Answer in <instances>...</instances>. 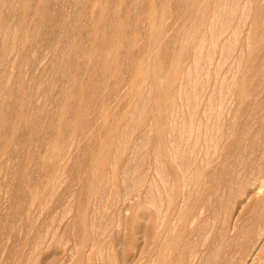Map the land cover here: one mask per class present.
Returning <instances> with one entry per match:
<instances>
[{
  "label": "rangeland",
  "instance_id": "obj_1",
  "mask_svg": "<svg viewBox=\"0 0 264 264\" xmlns=\"http://www.w3.org/2000/svg\"><path fill=\"white\" fill-rule=\"evenodd\" d=\"M232 2L0 0V264H264V0Z\"/></svg>",
  "mask_w": 264,
  "mask_h": 264
},
{
  "label": "bare ground",
  "instance_id": "obj_2",
  "mask_svg": "<svg viewBox=\"0 0 264 264\" xmlns=\"http://www.w3.org/2000/svg\"><path fill=\"white\" fill-rule=\"evenodd\" d=\"M210 1H211V0H210ZM222 1H223V0H222ZM215 3H216V2H215ZM222 3H225V2H221L220 4H222ZM232 3H233V2H232V0H231V4H232ZM236 3H237V1H236ZM218 4H219V3H218ZM220 4H219V5H220ZM216 5H217V4H216ZM220 6H221V5H220ZM227 6H228V5H227ZM227 6H226V7H227ZM235 6H236V5H235ZM243 7H244V6H242V8H243ZM227 8H228V7H227ZM231 8H232V7H231ZM231 8H230V9H231ZM244 8H245V7H244ZM217 9H219V8H217ZM233 9H235V8H233ZM242 10H243V9H242ZM227 11H228V9H227ZM230 12H231V13L234 12V14H235V11H230ZM214 13H215V12H214ZM228 13H229V12H228ZM217 14H218V11H217ZM217 14L215 13L214 15L216 16ZM212 15H213V14H212ZM227 15H228V14H227ZM227 15H226V17H227ZM229 15H230V14H229ZM242 15H243V13H241V16H242ZM244 15H245V14H244ZM211 17H212V16H211ZM228 17L230 18V16H228ZM232 17H233V16H232ZM212 18H213V17H212ZM212 18H210V19L212 20ZM233 19H234V18H233ZM237 19H238V18H237ZM229 20H230V19H228V23H230ZM231 20H232V18H231ZM223 21H224V20H223ZM234 21H235V20H233V22H234ZM236 21H237V20H236ZM228 23H225V24H228ZM210 24H211V23H210ZM233 24H234V23H233ZM237 25H238V24H237ZM221 26H222V25H221ZM238 26H239V25H238ZM233 27H234V26H233ZM212 28H213V26H212ZM238 28H239V27H238ZM208 29H210V28L208 27ZM231 29H232V28H231ZM206 30H207V29H206ZM219 30H220V29H219ZM203 31H204L203 33H205V30H203ZM211 31H212V30H211ZM206 32H207V31H206ZM213 32H214V30H213ZM234 32H235V31H234ZM201 33H202V32H201ZM207 33H208V32H207ZM209 33H210V32H209ZM215 33H216V32H215ZM219 33L221 34L220 31H219ZM223 33H225V31H224ZM211 34H212V33H211ZM211 34H210V35H211ZM220 34H219V35H220ZM213 35H214V34H213ZM213 35H211V36H209V37H212ZM216 35H217V34H216ZM219 35H218V36H219ZM221 35H222V34H221ZM223 36H224V35H223ZM201 37L203 38L204 36H201ZM215 37H217V36H215ZM224 37H225V36H224ZM213 38H214V37H213ZM227 38H229V36H228ZM217 39H218V37H217L215 40H217ZM215 43H216V41H215ZM222 43H223V42H222ZM210 44H211V43H210ZM195 46H196V45H195ZM201 46H202V45H201ZM216 46H217V45H216ZM199 47H200V44H199ZM201 48H202V47L199 48V51L201 50ZM212 48H214V46H213ZM207 51H209V50H207ZM197 52H198V51H197ZM209 52H210V51H209ZM208 55H209V54H208ZM207 57L209 58V56H207ZM210 58H211V56H210ZM230 65H231V62H230ZM230 65H229V67H230ZM195 66H196V65H195ZM230 68H231V67H230ZM230 68H229V69H230ZM229 69H228V70H229ZM175 70H176V69L174 68L173 72H174ZM175 72H177V70H176ZM172 76H173V75H172ZM231 76H232V75H231ZM234 76H235V75H234ZM234 76H233V77H234ZM231 78H232V77H231ZM233 79H235V78H233ZM166 85H167V84H166ZM167 86L169 87V85H167ZM233 86H234V85H233ZM185 88H187V87L185 86ZM238 90H239V88H238ZM236 92H237V91H236ZM239 92H240V91H239ZM240 93H241V92H240ZM233 102H234V101H233ZM263 109H264V108H263ZM258 112H259V111H258ZM261 112H262V111H261ZM262 115H263V113H262ZM262 115H261V116H262ZM234 116H235V115H234ZM257 119H258V118H257ZM263 119H264V118H261V121H262ZM258 121H259V120H258ZM233 123H234V122H233ZM254 123H255V122H254ZM256 123H257V124H255V126H256V125H259L258 122H256ZM248 124H249V123H248ZM249 125H251V124H249ZM253 125H254V124H253ZM260 125H262V124L260 123ZM256 127H257V126H256ZM261 127H262V126H261ZM257 128H259V127H257ZM251 129H253V128H251ZM252 131L254 132V130H252ZM260 131H261V130H260ZM260 131H259V132H260ZM262 131H263V130H262ZM181 134H182V133H181ZM250 135H251V134H250ZM253 137L255 138L256 136L253 135ZM258 137H259V136H258ZM257 141H258V138H257ZM254 142H255V141H254ZM254 142H253V143H254ZM253 143H251V144L253 145ZM255 143H256V142H255ZM255 143H254V144H255ZM257 144H258V143H257ZM257 144H256V145H257ZM252 148H253V147H252ZM256 148H257V147H256ZM255 161H256V160H255ZM186 162H187V161H186ZM178 164H179V163H178ZM180 164H181V163H180ZM186 164H187V163H186ZM257 166H258V165H257ZM253 167H254V166H253ZM261 167H262V166H261ZM254 169H255V168H254ZM261 169H263V168H261ZM258 170H259V169H258ZM250 171H251V170H250ZM253 171H254V170H253ZM258 172H260V171H258ZM261 172H263V171H261ZM251 173H253V172H250L249 174H251ZM256 173H257V171H256ZM256 173H255V174H256ZM258 174H259V173H258ZM263 174H264V173H263ZM244 175H245V174H243V176H244ZM241 176H242V175H241ZM248 176H249V175H248ZM244 177H245V176H244ZM253 177H254V176H253ZM262 177H264V176H262ZM262 177H261V179H262ZM248 179H249V177H248ZM184 180H185V179H184ZM244 180H245V179H244ZM253 180H257V179L252 178V181H253ZM176 181H178V182L180 183L179 180H176ZM241 181H242V179H241ZM263 181H264V180H263ZM249 182H251V181H249ZM256 182L258 183V181H256ZM181 183H182V182H181ZM181 183H180V184H181ZM174 184H175V183H174ZM255 184H256V183H255ZM176 185H177V184H176ZM176 185H175V186H176ZM184 185H185V184L182 183V186H184ZM251 185L253 186V184H250V186H251ZM262 185H263V183L260 181L256 186H257L258 188H259V187L262 188ZM178 186H179V185H178ZM245 186H246V184H245ZM247 186H248V185H247ZM252 186H251V188H252ZM254 186H255V185H254ZM263 186H264V185H263ZM238 188H239V186H238ZM244 188H245V187H244ZM239 189H240V188H239ZM237 190H238V189H237ZM251 190H252V189H251ZM255 190H256V189H255ZM262 190H263V189H262ZM258 191H259V190H258ZM246 192H248V191H246ZM260 192H261V191H260ZM240 193H241V192H240ZM263 193H264V192H263ZM254 194H255V193H254ZM261 194H262V193H261ZM246 195H247V194H246ZM259 195H260V194H259ZM240 196H241V195H240ZM261 196H262V195H261ZM246 197H247V196H246ZM124 207L126 208L127 206H124ZM160 208H161V207H160ZM157 211H158V210H157ZM157 215H158V214H157ZM161 216H162V215H161ZM156 217H158V216H156ZM164 218H166V217H164ZM191 219H192V218H191ZM160 220L162 221L163 219H160ZM160 220H159V221H160ZM161 221H160V222H161ZM155 222H156V220L154 221V223H155ZM162 222H163V221H162ZM162 222H161V223H162ZM164 222H165V221H164ZM158 224H159V223H158ZM158 224L156 223V225H158ZM160 225H162V224H159V226H160ZM159 226H158V227H159ZM162 227H163V226H162ZM152 228H153V226H152ZM159 228H160V227H159ZM153 231H154V230H153ZM258 253H259V252H258ZM252 256H253V255H252ZM256 256H257V255H256ZM260 256H261V255H260Z\"/></svg>",
  "mask_w": 264,
  "mask_h": 264
}]
</instances>
